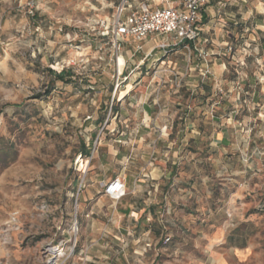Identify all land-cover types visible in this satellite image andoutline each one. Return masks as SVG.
Masks as SVG:
<instances>
[{
	"label": "rangeland",
	"instance_id": "obj_1",
	"mask_svg": "<svg viewBox=\"0 0 264 264\" xmlns=\"http://www.w3.org/2000/svg\"><path fill=\"white\" fill-rule=\"evenodd\" d=\"M119 2L0 0V264H264V88L248 119L242 86L210 73L203 37L190 51L163 49L162 36L116 44L107 26ZM256 10L264 15V0H209L201 15L229 26ZM261 32L251 28L248 50ZM224 48L228 58L234 43ZM130 129L152 130L149 141L169 133L156 148L181 160V198L156 231L162 255L131 260L130 236L102 233L92 213L115 175L130 190V164L102 157Z\"/></svg>",
	"mask_w": 264,
	"mask_h": 264
},
{
	"label": "crops",
	"instance_id": "obj_2",
	"mask_svg": "<svg viewBox=\"0 0 264 264\" xmlns=\"http://www.w3.org/2000/svg\"><path fill=\"white\" fill-rule=\"evenodd\" d=\"M144 1H148L152 7L161 6L160 0H133V4L137 7L139 3ZM260 13L257 11L254 16L249 14L247 22L248 31L254 28V26L261 29V31L264 30V15ZM259 22L261 23L259 24ZM220 26L222 28H219ZM229 27L230 25L228 26L226 19L222 17L211 18L205 27H203L204 31L209 32L211 29L216 31L203 35V38L208 37L210 39L207 43L203 44V49L209 53L211 62L210 73L214 76V79L223 76L227 69L226 58H224L227 56V48H224V45L229 43L231 36ZM248 35L246 36L247 38ZM244 40L247 41L246 39ZM246 45L249 44L246 42ZM257 45L260 46L261 42H257ZM259 52L261 51L258 47L251 51L241 46L237 58L235 57L236 62L240 63L239 69H241L236 85L243 86L249 84L254 88L250 101L257 99L258 96H254L256 94L259 95V91H257L258 86L264 88V81L262 80L264 79V51L261 54ZM246 56L253 57L258 64L253 74L249 73V66L245 64ZM250 101H247V104ZM145 114L147 118H150L149 112L146 111ZM254 115L253 113H246L245 117L249 119L250 116ZM150 133H152V130L141 131L130 129V131L121 132L122 140L115 139L111 142L109 148L104 153L102 152V157L104 158L110 155L111 160L116 159L118 163L130 164V190L119 201H114L107 196L110 201L97 197L93 202L92 213L97 218L95 219L97 223H101L102 226L100 228L102 233H110L111 231L117 235L130 236V260L132 259L133 252L139 251L143 256L155 254L157 257L162 255L163 249L159 241H157L156 231L158 233L166 232V224L161 217L167 219V213L174 214V202L181 198L176 193V189L180 186L175 177L181 165V160L176 158V149L156 148L170 144L164 141L171 137V135L167 132L162 134L154 133L155 139L149 141ZM133 137L138 138V141L133 142L131 139ZM147 140L151 142L147 146H154L155 148H143ZM116 141L121 144L115 145ZM168 147L170 146L168 145ZM149 154L150 157L144 159L143 156H148ZM153 154H157V157L152 158L151 155L153 156ZM122 179H124L127 185L126 177ZM164 187H167L166 195L158 194L159 189ZM169 193L170 195H167ZM186 195H190V191L186 192ZM108 226H111L113 230ZM143 264H149V262L144 261Z\"/></svg>",
	"mask_w": 264,
	"mask_h": 264
},
{
	"label": "built area",
	"instance_id": "obj_3",
	"mask_svg": "<svg viewBox=\"0 0 264 264\" xmlns=\"http://www.w3.org/2000/svg\"><path fill=\"white\" fill-rule=\"evenodd\" d=\"M207 2L208 0H160L161 6L152 7L148 1H144L135 7L133 0H121L116 6L112 22L107 26V34H111L116 44L125 37L140 42L149 37L162 36L163 49L184 44L183 48L190 51L199 38L198 22L201 19V9ZM105 194L114 201L125 197L128 188L124 179L119 176L113 178L106 185ZM168 241L170 237L167 236L164 242Z\"/></svg>",
	"mask_w": 264,
	"mask_h": 264
},
{
	"label": "trees",
	"instance_id": "obj_4",
	"mask_svg": "<svg viewBox=\"0 0 264 264\" xmlns=\"http://www.w3.org/2000/svg\"><path fill=\"white\" fill-rule=\"evenodd\" d=\"M208 2H209V0H208ZM247 22H248V20L243 21L240 18L239 14H238V16L235 17V19H233V20H231L229 22V25H230L229 28H230V32H231V36L229 38V43H234V50L231 52L230 56L228 58H226L227 69H226V71L223 74V78L228 80V83H236L238 81L237 78L240 75L239 72H241V69H239L240 63L236 62L237 55L239 54L237 49L238 48L241 49V46L245 47V48L248 47L246 45L247 41L244 40V39L247 40L246 36L248 35V33L251 32V29L249 31L247 30V28H248ZM207 23H208L207 16L206 15L202 16V19H200V21L198 22V27L200 29V31H199L200 34H199L198 40L202 39L203 36H201V33H204L203 27ZM234 30L238 33L237 38L234 37L235 33H236V32H234ZM202 35H204V34H202ZM203 39H204L203 41L205 43H207L210 40L208 37H205ZM258 39L261 42L260 46L257 45V42H251L250 45L255 46L254 48L258 47V49L261 52H263L264 51V30L259 35ZM261 52H259V53L261 54ZM231 63L235 64V67H233L234 71L232 73H231L230 68H229ZM245 64H247L249 66L248 71H249V73H252V74L254 73V71H256V68L258 66V64L256 63L255 59L253 57H248V56L245 57ZM48 73H49V75L54 77V80H60V81H63V82L71 81V80H69L70 78H67V75H70V71L69 70L63 69V70H61L60 72L57 73L54 70H52L51 68H49L48 69ZM54 80L49 82L48 87H47V93L50 92L51 89L54 87ZM258 87L259 88H257V89L260 90L261 87L260 86H258ZM204 89L207 90L206 94L203 95V99L205 101V100H208L211 97V95H212V87L211 86H204ZM253 91H254V88L251 87L249 84H245V85L242 86V92L240 93L238 104H240L243 107L244 114H246L247 111H248L247 101H249L250 98L252 97ZM112 111L113 112L115 111L114 110V106L112 107ZM118 115H119V110H116L115 118H117ZM83 155H87L88 157L91 155L89 150H87L85 148V146L83 148ZM165 238H164V240H165Z\"/></svg>",
	"mask_w": 264,
	"mask_h": 264
}]
</instances>
